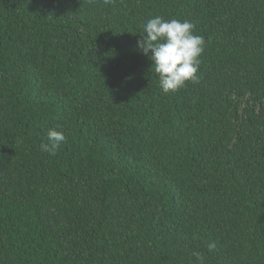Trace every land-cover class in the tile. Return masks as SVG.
<instances>
[{"label": "trees", "instance_id": "trees-1", "mask_svg": "<svg viewBox=\"0 0 264 264\" xmlns=\"http://www.w3.org/2000/svg\"><path fill=\"white\" fill-rule=\"evenodd\" d=\"M157 15L205 41L168 94L137 48ZM194 252L264 264V0H0V264Z\"/></svg>", "mask_w": 264, "mask_h": 264}, {"label": "clouds", "instance_id": "clouds-1", "mask_svg": "<svg viewBox=\"0 0 264 264\" xmlns=\"http://www.w3.org/2000/svg\"><path fill=\"white\" fill-rule=\"evenodd\" d=\"M194 30L195 25L190 21L165 20L157 15L149 18L139 32L142 37L137 41V48L152 61V72L158 76L159 87L165 94L177 91L188 82H199V57L205 41ZM46 135L47 143H41L40 149L55 155L66 137L56 129H49ZM214 247L209 245V250ZM193 256L196 264H205L203 255L194 252Z\"/></svg>", "mask_w": 264, "mask_h": 264}]
</instances>
